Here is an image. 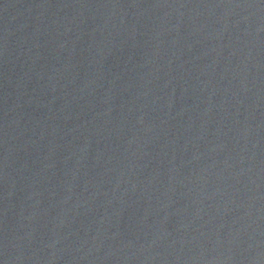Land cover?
<instances>
[{
	"label": "water",
	"instance_id": "95a60500",
	"mask_svg": "<svg viewBox=\"0 0 264 264\" xmlns=\"http://www.w3.org/2000/svg\"><path fill=\"white\" fill-rule=\"evenodd\" d=\"M0 264H264V0H0Z\"/></svg>",
	"mask_w": 264,
	"mask_h": 264
}]
</instances>
